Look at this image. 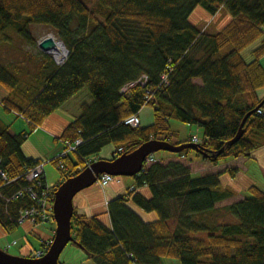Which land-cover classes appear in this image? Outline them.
Segmentation results:
<instances>
[{"label": "trees", "instance_id": "1", "mask_svg": "<svg viewBox=\"0 0 264 264\" xmlns=\"http://www.w3.org/2000/svg\"><path fill=\"white\" fill-rule=\"evenodd\" d=\"M198 7L213 16L226 9L229 21L215 33L199 28L191 21ZM33 25L62 40L67 59L59 65L40 51L25 60L0 61V107L23 117L31 133L55 112L72 117L61 140L82 142L51 159L61 182L110 144L117 153L122 149L115 158L152 139L183 144L198 138L180 140L172 119L201 129L197 147L184 151L214 165L238 157L255 161L258 149L264 156V0H0V41L15 31L36 47ZM254 44L248 59L244 51ZM147 105L154 106L153 123H125ZM244 120L243 136L228 145ZM30 132L12 133L0 117V170L10 180L0 188V226L7 231L19 227L21 208L36 205L27 192L13 198L32 184L28 169L43 161L23 153ZM260 163L264 168V159ZM238 172L228 171L233 179ZM222 175H197L179 160L146 163L134 176L135 187L108 202L110 225L98 215L74 212L76 244L98 264H163L164 258L264 264V190L250 176L249 195L218 207L238 194ZM38 189L41 194L44 185ZM137 208L157 218L145 220ZM229 215L236 221H218Z\"/></svg>", "mask_w": 264, "mask_h": 264}, {"label": "rangeland", "instance_id": "2", "mask_svg": "<svg viewBox=\"0 0 264 264\" xmlns=\"http://www.w3.org/2000/svg\"><path fill=\"white\" fill-rule=\"evenodd\" d=\"M228 11L224 9L222 12L218 13L217 15H210L203 7H198L195 12L191 15V21L193 23H196L199 28L207 29L209 32H218L223 25H225L229 21V15ZM33 33L35 37L38 39L36 47H32L29 44L25 43L15 31H10L8 34L11 36V39L8 40H1L0 41V61L3 63H10L14 62L16 60H25L29 58V53L34 54V56H37L40 54L41 48L39 47V42L43 40L44 38L48 37L49 35H52L56 40H59L58 37L50 31L49 28H47L44 25H33L32 26ZM61 42V40H59ZM63 43V42H62ZM257 44V43H256ZM256 44L248 47L244 51L245 57L250 59L249 55L251 53V50L253 46ZM64 48L66 49V55L68 56V49L66 48L64 44ZM50 53L54 57V52H46ZM67 59V58H66ZM65 59V60H66ZM262 64L264 65V55L261 56L260 58ZM197 83H200V80H196ZM3 96V95H2ZM2 107H0V116H4V119L6 122L11 124V131L12 133L18 134L22 132V130L26 132L31 131V127L23 121V119H20V117L17 116L15 112H7L4 110ZM4 112V113H3ZM63 112V111H59ZM140 118H141V123L142 125H149L154 122V106L153 105H147L144 106L140 112ZM25 120V119H24ZM171 126L174 130L179 131V139H182L186 135H190V132H195L191 131V128L196 129L198 128L195 125H190L187 123H183L178 119H172L171 120ZM43 129V128H42ZM42 130L35 131L34 133L30 132V134L34 137L35 139H38V143L46 157H52L56 153L55 147H60L59 149L61 150L62 147L58 144V142L55 141L54 138H51V136H48L47 134L44 133ZM175 141V139L173 140ZM63 143V141H62ZM64 146V144H63ZM112 144L107 145L106 147L103 148L102 153H106V150L112 148ZM50 150H52L50 152ZM63 150V149H62ZM258 153H262V150L258 149ZM61 152H58L54 157H56L58 154ZM157 156V159L159 161H162L165 159L166 156H175L178 157L179 154L182 155H188L189 158H200L196 152L194 151H182L181 153H173L165 150H160L155 153ZM52 158H46L49 162L46 163L45 165V174L47 176L48 183L53 182V184H57L60 181L61 178V171L57 168L55 163L51 162ZM239 158V157H238ZM246 158V157H244ZM202 160V159H201ZM243 158L238 159L231 164L230 167L229 165L225 166L226 168H239L240 166L242 168V171L244 172H249L248 176L253 177L256 185L260 187L262 190H264V174H263V166L260 163L259 160H253L251 163H245ZM211 163V162H209ZM250 164V165H249ZM205 167V166H204ZM202 168V175L208 174V173H213L209 170V168ZM222 169V168H221ZM233 170V169H232ZM250 170V171H249ZM207 171V172H206ZM204 172V173H203ZM199 175V174H197ZM248 176H243L239 178L238 181L233 180L232 183L229 182L230 186H233L235 190L238 191V194L235 195L234 197H231L228 200H224L220 202L217 206L218 207H223L226 206L227 204H232L235 203L236 201L244 198V196L249 195L247 192H245V189L248 188L249 184L246 183L247 181H250ZM120 178L124 179V182H127L126 185H130L131 182H135L134 177H129V176H120ZM243 178V179H241ZM59 179V180H58ZM57 181V182H56ZM56 182V183H55ZM97 184V183H96ZM92 186L94 187L97 191V186L98 185ZM225 218V217H224ZM218 221L221 223L225 222H232L236 221V218L232 215H229L226 217L224 220H222V217L218 218ZM54 228L56 230L57 224L55 220H51L45 223H41L38 225L37 228H34L31 233H26L25 234V224H22L16 231L14 232H6V233H0V248L3 250H6L8 253L12 255H20L21 254V247L27 244L28 246L31 245L34 251V249L41 248V241L38 239L39 233L42 235H45L46 233H49L51 231V228ZM1 230V229H0ZM201 236H206V234H200ZM28 236V237H27ZM14 240H18V245H14L12 248L7 249V245L9 243H12ZM74 250H77L78 252H81V258L79 259L78 256H74ZM82 254L85 255V253L78 249L76 245H74V242H70L66 248L63 250V252L60 255V261H66V257H73V259L77 260L75 263L76 264H98L93 258H87L84 259L82 257ZM72 255V256H71ZM68 262H65L67 264ZM74 263V264H75ZM163 264H180V262L176 259H171V258H164L163 259Z\"/></svg>", "mask_w": 264, "mask_h": 264}, {"label": "crops", "instance_id": "3", "mask_svg": "<svg viewBox=\"0 0 264 264\" xmlns=\"http://www.w3.org/2000/svg\"><path fill=\"white\" fill-rule=\"evenodd\" d=\"M4 94H5V90L0 85V98ZM4 116H5V114H4ZM4 116H0V117L4 119ZM20 119H23V121H25V123L30 126V124L26 120H24L23 117L20 116ZM71 120H72V117L69 114H67L66 112H64V111L63 112H59V111L55 112V113L51 114L50 116H48L46 118V120L44 121V123L41 124V126L38 127L36 130H34L33 133L35 131H38V130H42V131L45 130L46 133L45 132L44 133L47 134L48 136H51V138H54L55 141L58 142V144L64 150V148H63L64 146H63V143H62V140H61V136H62V132H63L65 126ZM140 123H141V120H140ZM191 131H195V132H190V135H186L185 137H183L180 140H188L192 136H198V138L202 137V131H201V129L199 127L196 128V129L191 128ZM31 134H29L27 136L26 141H24V143L22 145V150H23L24 155L27 156L28 158H32V159H36V160L37 159L47 160L48 158H52V157H46L47 155H45L43 153V151H42V149H41V147H40V145L38 143V139L34 140V137ZM59 148L60 147H55L56 153L53 155V158H55L54 156L58 152H62L63 151L62 149L60 150ZM51 151L52 150H50V152ZM102 151H101L100 155L97 156L94 159V161L99 160V159H108V160L114 159V155L117 153L115 151V146H112V148L106 150L105 154L102 153ZM260 155H262V154L261 153L260 154L257 153V155L255 156V158L258 159L259 161L264 159V158H261ZM117 156H119V155H117ZM154 158L156 160H158L156 154L154 155ZM240 158H243L244 161H246L245 162L246 165H247V163H251V161H253V159L248 158V157H246V158H244V157L229 158L227 160L222 161L218 165H214L213 163H209L210 161L203 160L202 158H189L188 155H179L178 157L166 156L165 159L162 160V162H168V161H171V160H179V161L184 162L185 164H187L191 168L192 172L195 173V174H201L202 173V168H206V167H207V169L209 168V170L206 169L207 171H211L213 173H215V172H223V175H222L223 184L224 185H229V182L232 183L233 180L238 181V179L240 177L243 176L244 178H246L245 176H248L249 172L246 173V172H244V170L242 171V168L240 166H238L239 168H236V167L235 168H226L225 167L227 165H229V167H230L231 164L233 165V163H235V161H237ZM232 169H238L239 170V172H238L239 174L237 176V179L236 178L233 179L230 176V174L228 173V171L232 170ZM248 178L250 179L249 176H248ZM45 179H46V182L48 183L46 174H45ZM241 179H243V178H241ZM61 180H62V177L60 178L59 182H61ZM124 181L125 180L120 178V176H119L118 180L111 182L106 187H101L98 183L97 184L95 183L96 185H98L97 186V191L94 190L95 189L94 187L92 188V186H94L95 184L90 186V187H88V188L83 189L74 198V212H76L78 215H86V216H89V217L98 215L99 218L104 223L110 225L111 222H110V216L108 214V202L111 199H113L114 197L124 194L127 191L128 188L132 189V188L135 187V182H131L130 185H126L127 182H124ZM48 184L50 186L54 185L53 182L48 183ZM226 200H228V199H226ZM22 209L23 208L20 209V213H21ZM137 210L140 212V214L142 215V217L145 220H154V219L157 218L155 213L145 212V211H143V210H141L139 208H137ZM20 216H21V214H20ZM51 220H55L54 219V215H53V218L50 219L49 221H51ZM46 222H48V221H46ZM41 223H45V222H38L37 224H32L28 219H26L25 221L20 223L19 227L22 224H25V230H26L25 234L26 233L28 234V233H31L34 228H37L38 225L41 224ZM18 228H16L13 231H7L2 226H0V229H1L0 233L14 232ZM55 231L56 230L52 227L51 231L49 233H46L45 235H42L41 233H39L38 239L41 241V245L43 243V241H42L43 239H52V238H54ZM14 245H18V240H14L12 243H9L7 245V249L12 248ZM74 245H76V247H78V249H80V250H82L84 252V250L80 246H78V244H76L75 242H74ZM31 248H32L31 245L28 246L27 244H25L24 246L21 247V250H20L21 254L20 255L28 256V257H31V256L34 257L35 253L38 250H42L43 249V245L41 246V248L34 249V251ZM79 253H81V252H78L77 250H74V256H78L79 259H82L81 258V254H79ZM85 255H86V253H85ZM86 256H84V254H82V257L84 259H86ZM76 261L77 260L73 259V257H69V258L66 257V261H63V262L60 261V262L63 263V264H65V262H68L67 264H74Z\"/></svg>", "mask_w": 264, "mask_h": 264}, {"label": "water", "instance_id": "4", "mask_svg": "<svg viewBox=\"0 0 264 264\" xmlns=\"http://www.w3.org/2000/svg\"><path fill=\"white\" fill-rule=\"evenodd\" d=\"M62 44L64 45V43ZM39 47L44 52L53 51L56 48L55 38L49 35L39 42ZM253 112L254 110L248 115ZM245 120L242 122L237 135L228 142V145L234 144L243 136L244 130L242 127ZM196 147L197 144L195 142L173 144L167 140L152 139L143 143L134 151L125 152L114 159H99L94 161L78 174L66 178L56 188L54 192L53 215L57 227L53 242L44 255L37 258L12 255L0 248V264H62L60 262V255L63 250L70 242H77L72 234V218L74 215V198L80 191L97 183L98 178L103 173L134 177L143 170L147 157L160 150L181 153L186 149ZM78 246L80 245L78 244Z\"/></svg>", "mask_w": 264, "mask_h": 264}, {"label": "built area", "instance_id": "5", "mask_svg": "<svg viewBox=\"0 0 264 264\" xmlns=\"http://www.w3.org/2000/svg\"><path fill=\"white\" fill-rule=\"evenodd\" d=\"M67 58V55L65 54L64 57L58 58L54 54V59L55 61L59 64L62 65ZM134 85V83L129 84L127 87L124 88V91L128 89V87ZM259 112H262L259 110ZM125 123L128 125L132 126H139L140 125V117L138 115H131L128 118L125 119ZM199 139L197 137L193 138V142L197 143ZM82 142L81 138L76 139L75 142H69V141H63L64 144V150L58 154L56 158H63L66 156V154H69L73 151L76 150L77 145H79ZM122 149H119V152H121ZM118 152V153H119ZM155 161L154 156H148L146 159V163ZM49 162L48 160H43L33 168L28 169V171L25 173V176L28 181L32 182L31 185L28 187L19 190L13 195V198L22 196L23 193L27 192L30 194V196L33 198V200L36 201V205L30 206L27 208H23L21 210V216L19 218V222H23L26 219H28L32 224H37L38 222H46L49 221L50 219L53 218V201H54V192L58 185L60 184H54L50 186L47 182L43 183L42 178H45V165L46 163ZM92 162H88L90 165ZM60 168L62 169H67L64 163L60 162ZM119 176L111 175L108 173H103L99 178L97 183L101 187H106L108 186L111 182L118 180ZM10 180L8 179L7 173L3 170H0V188L5 184L8 183ZM44 185V190L40 194V189H38L40 186L43 188ZM43 244L45 247L42 250H38L35 253V257H40L42 256L50 244L53 242L52 239H43Z\"/></svg>", "mask_w": 264, "mask_h": 264}, {"label": "bare ground", "instance_id": "6", "mask_svg": "<svg viewBox=\"0 0 264 264\" xmlns=\"http://www.w3.org/2000/svg\"><path fill=\"white\" fill-rule=\"evenodd\" d=\"M55 41H56V48L53 50V52L56 57L62 58L65 56L66 49L64 48V45L59 40L55 39Z\"/></svg>", "mask_w": 264, "mask_h": 264}, {"label": "flooded vegetation", "instance_id": "7", "mask_svg": "<svg viewBox=\"0 0 264 264\" xmlns=\"http://www.w3.org/2000/svg\"><path fill=\"white\" fill-rule=\"evenodd\" d=\"M45 247V245L43 244V248Z\"/></svg>", "mask_w": 264, "mask_h": 264}]
</instances>
